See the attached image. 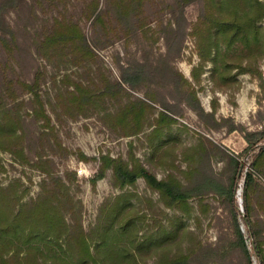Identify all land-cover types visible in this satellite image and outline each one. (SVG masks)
<instances>
[{"label":"trees","instance_id":"obj_1","mask_svg":"<svg viewBox=\"0 0 264 264\" xmlns=\"http://www.w3.org/2000/svg\"><path fill=\"white\" fill-rule=\"evenodd\" d=\"M25 1H0V58L4 56L2 59L8 60L3 68V81L0 85V151L9 152L14 156V161L21 165L46 173L49 182L45 180L41 193L29 202H24L26 194L20 192L18 182L7 187L0 185V264H143L156 248L163 251L154 264H223L230 262L229 256L235 251L244 260L241 264H254L255 257L258 264H264L262 243L256 242L257 231L252 227L249 213L242 214L237 197L240 181L244 179L243 197L244 204L247 205L248 193L254 183L253 171L245 172L243 169L240 178L243 163L238 156H228L226 168L232 171V177L228 184L222 183L223 180L206 171L207 159L215 148L213 142L207 139L190 149V153L193 151V165L184 172L185 180H180L173 173L160 180L132 152L129 160L115 159L108 155L101 158L99 171L92 180L94 185L109 170L113 173L114 185L122 190L134 187L143 179L148 188L159 194L160 203L167 209L180 212L181 215L170 217L168 212L160 209L162 220L158 222L155 232L140 236L141 226L148 212H142L143 200L133 192L119 194L104 203L97 224L89 231H85L82 223L75 220V197L70 194L69 186L64 180L49 169L51 161L40 154L38 162H34L26 152L23 116L25 102L20 101L23 95L32 96L36 118L43 122L44 129L51 130V134L42 131L41 139L47 140L54 131L51 116L47 113L41 95L42 83L49 73L48 67H42L43 71L42 68L38 69L31 81L6 79L8 65L12 63L19 48L17 34L8 21V16ZM33 1L52 7L50 26L44 29L37 47L38 56L53 64L55 71H63L69 67H91L98 58L95 48L99 47V43L93 41L91 44L78 23L66 13L56 12L61 0ZM105 1L106 8L99 10L100 0H93L86 9L88 19L95 16V28L98 25L107 26L105 21L109 23L106 18L111 11L116 14L117 24L123 27L127 24L130 27L131 20L141 21L134 16L140 17L145 12V7L154 3L153 0ZM194 4L199 5L200 15L191 35L196 40L202 61L200 69L203 70L207 63L213 64L212 79L222 89L224 85L236 83L237 75L232 74L233 69H238V73L243 74L254 66L258 57L264 56V32L260 26L264 20V0H163L159 3V13L169 16L166 23L158 20L164 28L167 47V56H164L163 61H167L166 57H182L190 28L186 9ZM130 30L131 28L127 33ZM169 68L173 69L169 65L158 66L155 62L145 64L137 61L135 65L129 63L127 67H121V81L105 80L103 88L93 81H72L69 85L67 83L70 82V77L65 75L62 83L67 85V89H58L55 103L68 112L84 109L88 105L98 106L108 98L117 100L125 92L126 85L137 90L151 70L155 71L153 76L164 74L163 79L170 77L175 92L189 95L197 104L195 110L202 116L207 115L189 80L178 70L174 72ZM194 77L200 80V74L196 72ZM149 100L156 103L152 98ZM150 108L151 104L143 100L129 102L122 110L108 113L106 121L114 129L121 127L126 130V135H135L143 131ZM175 123L173 117L162 112L150 140L158 138L162 143L166 142L164 133ZM152 125L148 122V126ZM246 140L249 144L247 154H250L248 162L252 170L258 169L264 158V132L250 133ZM80 157L88 159L83 154ZM4 169L0 158V174ZM73 179L75 180V174ZM210 193L228 203L234 239L226 246L223 240L208 245L195 240L193 246L184 249L181 245L187 231L185 218L192 217L195 213L191 200L196 199L200 214L206 215L209 206L205 199ZM133 199L139 201V208L133 204ZM147 202L153 205L152 199H147ZM194 219L200 221L198 217ZM243 224L247 227L248 238ZM175 247L178 250L170 254Z\"/></svg>","mask_w":264,"mask_h":264},{"label":"rangeland","instance_id":"obj_2","mask_svg":"<svg viewBox=\"0 0 264 264\" xmlns=\"http://www.w3.org/2000/svg\"><path fill=\"white\" fill-rule=\"evenodd\" d=\"M92 1L61 0L56 7L58 9L56 12L66 13L81 26L91 44L93 41L99 43V47L95 48L98 58L89 68L69 67L63 71H55L53 64L38 56L37 47L41 34L50 26L52 7L49 5L26 0L8 16V21L17 34L19 48L12 63L8 65L6 79L31 81L38 69L44 66L48 67L49 72L42 83L41 92L47 113L51 116V127H54L53 134L47 140L41 139V133L46 131L47 134H51V130L44 129L43 122L36 118L34 104L31 102L32 96L27 94L20 99L25 102L23 116L27 155L34 162H38L40 154L44 159L51 161L49 169L64 180L69 186L70 194L75 197L74 218L82 223L85 231L91 230L97 224L102 206L108 200L125 192L138 195L143 200L142 212H148L141 226L142 236L156 231L158 222L162 220L160 209L168 212L170 217L175 214L181 215L180 212L167 209L160 203L159 194L148 188L143 179L134 187L122 190L114 185L113 173L109 170L105 177L94 185L92 180L99 171L101 158L108 155L115 159L129 160L132 152L160 180L172 173L180 180H185L184 172L193 165L191 159L193 151L190 153V149L204 139L210 140L215 148L208 157L205 168L223 180L222 183L228 184L232 177V171L226 168L228 156H238L245 172L253 171L254 183L248 193L247 205L244 204L243 197L244 179H240L237 197L242 214L249 213L252 227L257 231L256 242L262 243L264 256V158L261 159L259 168L252 170L248 162L250 154H247L249 144L246 140L250 133L264 132V56L258 57L254 66L243 74H239L238 69H233L232 74L237 75L236 83L224 85L220 89L212 79L213 64L207 63L203 70L200 69L202 61L196 40L191 35L192 28L199 21V5H190L186 9L190 28L182 57L179 59L166 57L167 61H163L164 56H167V47L164 28L159 21L164 20L163 23H166L169 19L167 14L159 13L161 8L159 3L163 0H153V4L149 3L140 17L134 16L141 21L131 20L130 27L127 24L126 27L117 24L116 14L111 11L106 18L109 23L105 21L107 26L98 25L96 28L93 26L95 16L88 19L86 12ZM103 8H106V1L100 0L99 10ZM260 26L264 32V20ZM129 28L131 30L127 33ZM2 58L0 85L3 81V68L8 64V60ZM137 61L145 64L155 62L158 66L165 67L169 65L173 68H169L170 71L181 72L189 80L207 115L202 116L195 110L197 104L189 95L175 92L170 77L163 79L164 74L153 76L155 71L151 70L147 72L146 79L140 83L141 86L137 90L126 85L125 92L117 100L108 98L98 106L88 105L84 109L68 112L55 103L58 89L62 88L63 91L67 89V85L62 83L65 75L70 77V82H66L69 85L72 81L86 83L93 81L98 87L103 88L105 80L121 81V67H127L129 63L135 65ZM194 72L200 74L199 81L195 79ZM149 98L156 103L151 102ZM137 100L151 104L143 131L135 135H126L123 128L114 129L107 123L108 113H116L129 102ZM162 112L176 120L170 130L166 129L164 143L158 138L150 140ZM148 122L153 125L148 126ZM81 154L88 159H81ZM13 157L9 152L0 151L1 163L5 168L0 174V185L7 187L18 182L20 192L26 194L24 202L36 199L45 180L49 182L48 175L37 168L17 163ZM68 176H71L73 181ZM149 198L152 199L153 205L147 202ZM132 202L139 208L137 199H133ZM205 203L208 204L209 210L203 215L199 212V202L196 199L191 200L195 213L192 217L185 218L187 231L181 245L184 249L193 246L195 240L205 245L223 240L226 246L234 239L228 203L212 193L205 199ZM195 217L200 221H196ZM242 227L248 238L246 225L243 224ZM177 250L176 247L172 248L170 254ZM161 251L163 249H154L143 264H154ZM241 257L240 253L235 251L229 256L231 263L223 264H241L244 261ZM254 264H258L257 257Z\"/></svg>","mask_w":264,"mask_h":264},{"label":"water","instance_id":"obj_3","mask_svg":"<svg viewBox=\"0 0 264 264\" xmlns=\"http://www.w3.org/2000/svg\"><path fill=\"white\" fill-rule=\"evenodd\" d=\"M242 172H243V166H241L240 168L239 177H242Z\"/></svg>","mask_w":264,"mask_h":264}]
</instances>
